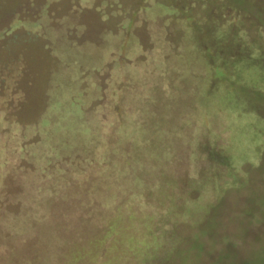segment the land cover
<instances>
[{
	"label": "rangeland",
	"instance_id": "obj_1",
	"mask_svg": "<svg viewBox=\"0 0 264 264\" xmlns=\"http://www.w3.org/2000/svg\"><path fill=\"white\" fill-rule=\"evenodd\" d=\"M164 1L0 0V117L10 110L26 122L44 127L55 140L71 141L74 132H87L79 118L83 110L94 129L111 136L116 126L111 115L104 112L97 117L91 108L95 104L103 107L113 99L120 101L121 94L122 105L131 114L143 99L138 110L146 116L151 111L158 115L150 128H143L142 136L131 135L133 175L117 173L116 148L109 147L110 165L94 159L89 167L93 176L69 188L65 200L42 203L43 208L49 206L47 219L29 236L23 231L26 228L20 227L14 241L2 248L0 264H264V145L258 164L241 167L248 178L245 188L224 190L216 199L199 205L190 203L198 193L187 186L207 172L210 162L201 146L205 139L211 143L207 135L214 128L212 116L219 110H227L229 116L234 112L229 119L230 143L237 160L243 158L244 143H254L259 136L251 140L248 131H264V61L249 67L242 60L247 49L240 35L239 40L230 36L236 33L237 16L243 21L239 29L248 32L250 40L257 38L256 27L264 31V0H166L168 5ZM202 4L205 11H200ZM22 6H27V11L21 12L25 24L19 25L16 18L9 23ZM167 6L180 9L187 23L191 18L186 10H193L194 15L202 16L201 26L198 22L193 25L181 46L182 25L170 17L177 30L170 39L179 55L172 57L168 52L167 64H175H171L172 76L169 72L161 81L157 79V101L148 102L142 81L154 75L144 67L149 63L151 70L157 69L151 58L156 52L151 26L164 32L165 13L170 11ZM155 17L161 19L154 23ZM229 22H233L230 33L226 31L225 43H219L214 26ZM134 44L135 50L139 49L130 70L139 85L134 91L131 87L127 92L116 90L115 98L113 88L122 86L112 81V69L113 76L119 77L131 61L127 56L134 52L128 47ZM231 64L239 68L235 85L223 71ZM199 65L202 69H197ZM258 84L262 85L255 87ZM171 110L177 118L165 126L164 115ZM200 113L211 116L207 126H197ZM190 126L194 135L203 134L195 146H191L190 133H185ZM221 139L225 140V135ZM0 173L4 175L2 166ZM18 177L13 181L24 180ZM137 178L145 183L142 192L134 191ZM121 183L127 187L121 189ZM154 192L158 198L147 194ZM169 208L174 210L171 219L165 216ZM101 217L104 221L100 223ZM164 226L174 229L171 255L163 262L162 253L150 257L160 252L153 244ZM7 229H0L5 236ZM76 239L81 242L79 249L75 248Z\"/></svg>",
	"mask_w": 264,
	"mask_h": 264
},
{
	"label": "trees",
	"instance_id": "obj_2",
	"mask_svg": "<svg viewBox=\"0 0 264 264\" xmlns=\"http://www.w3.org/2000/svg\"><path fill=\"white\" fill-rule=\"evenodd\" d=\"M164 3V5H168L166 0ZM240 6L241 9L246 10V5L241 4ZM204 8L206 7L202 4L200 11H205L206 9ZM167 9H170V11L165 13L166 18L164 20L167 21V27L164 32L156 28L155 25L151 26V28L154 29L152 40H154L153 43L156 44L154 47L156 50L154 53L155 56L151 58L157 60L159 57L161 59H158L157 61L152 60L153 66L157 69L151 70L149 68V63L144 67L154 75V78H151V80L145 79L148 83L145 80L142 81L143 90L147 92V96L150 100L148 102L157 101L158 95L156 93H158L159 90H156L154 85V83L157 82V79L161 81V76H166L169 72L171 75V71L173 70L172 66L175 64H167L169 62L166 60L168 52L173 54L172 57H178L179 55L174 53V43L171 41L172 39H170L171 35L177 31L174 29L175 26L172 24L173 20H170V17H174V20L178 22L175 24L179 25V27L182 25L183 44L181 46H185V39L192 31L193 25L198 22L199 26H201L199 22L201 20L199 19L202 18V16L194 15L193 10H186V13L191 18L190 23H187L185 21L183 22L182 16L184 13H182L180 9L177 8V10H175L174 8L171 9L168 6ZM159 19L161 18L155 17L154 23H157ZM232 23L233 22H229L221 26H214V28H216L214 36L215 38L218 37L219 40H217L219 43H225L222 42V38H224L226 31L230 33ZM238 24H243V21L239 16L236 17V24H234L236 33L230 34V36L233 35V37L237 40L240 38L243 40V46L247 49V51L242 60H244L249 67L256 66V62L264 61V31L262 27H256L255 31L258 39L254 38L250 40V34L242 29H239ZM134 47L135 44L132 45L131 48L128 47V50H133L134 53L136 51V53L135 55L133 53V56H127V58L131 61L130 63L125 61L127 66L124 69H121L119 77L113 76L115 75V70L112 69V81L116 82L117 85L120 84V86H122L120 89L113 88L112 92L114 96L116 94V90L121 91V89H123L127 92L128 87H131L132 91H134L137 85H139V82H136L130 70V65L134 62L138 52L137 49H139V47H137L135 50ZM212 64L213 62L211 65ZM231 66V68H222L223 71L225 70L231 75L230 80L233 81V85H235L237 77L234 75L238 74L239 68L237 64H231ZM199 68L202 69V66L199 65L197 69ZM260 69L261 67L259 66L257 71H260L261 74ZM157 75H159L158 78H156ZM230 80L229 82L232 85ZM262 82H264V80H262ZM158 85L161 88V84L158 83ZM261 85L262 84H258L255 85V87ZM124 91L123 93H125ZM121 96L122 94L118 96V98L115 96V98L120 101H114L113 99V102H110L103 107L100 104H95V108H91L94 115L97 111V117L104 112L111 115L113 123L116 125L113 127L111 136L109 134L101 135L98 129H94L87 119V113L83 110L82 114L79 115V118L81 119V122H85L86 126L83 128H85L87 132H74V137L71 141L66 138H63V140H55V138H53L44 127L42 128L38 124L26 122L25 119H21L18 114L15 115L13 112H10V110H5L3 117H0V122L2 124L0 126V131L2 130L1 132H3V141L0 145V168L1 166L2 169L4 168V175L0 173V229H8L6 236V232L3 233V231L0 230V253L2 248L7 247L10 242L14 241L15 233L18 231L20 233V227L24 226L26 230L23 231H26L25 233L29 236L30 233L34 232L35 228L39 227L42 222L47 219V216L49 215L47 208H49V206H44L43 208V206H41L42 203H51L54 199L55 202H62L68 195L69 188H74L76 183H78L82 178H86L87 176L90 177V175L93 176V170L89 167L93 165L94 159H97V161L99 160L98 162L100 164H104V162H106L110 165V162L108 161V153H110V151H108L109 147L111 148L114 146L116 148L117 155L115 158L116 162H119L116 166L117 173L125 177H127L128 174L133 175L135 173V163L130 157L131 135L135 137L141 133L142 136L143 128H150V125L152 126L154 121L158 119V115L151 111L146 116L142 111L138 110L139 106L144 101L143 99L139 100L141 101L138 104L139 106H137L135 111L133 110V113L131 114L123 107ZM97 99H99V96ZM166 99L168 100V107H171L169 106L171 102V93L168 97H166ZM155 105L157 106V104ZM154 106L152 105L151 107ZM212 117L214 119V128L213 131L209 132V135H207L211 143H208V140L204 138L205 143L201 146V150L206 158L205 160L210 162L209 167H207L206 173L204 171L205 175L203 174L200 180L195 179L194 181L187 182V186L190 191L195 190L198 193L197 198L192 201L190 200V203L194 202L199 205L211 202L213 199L220 196L221 192L224 190L245 188L248 185V178L247 174L242 171L241 167L245 164H249L251 166L258 164L260 161L259 156L262 153L264 145L263 130L261 131L260 129H256V133L248 131L247 134L251 140L255 138L256 134H259V136L254 143H244V148L240 152L242 153L243 158L237 160L234 157L235 152L231 148L232 145L230 143L232 129L229 124V119L234 117V112L231 116H229L227 110L222 109L215 113ZM146 118L148 119L147 121ZM176 118V116H173L171 110L168 116L164 115V125L166 126L175 123L174 120ZM210 118V115L202 113L198 116L199 123H197V126H207ZM74 121L76 122L75 119ZM191 127L192 126L185 128V133H190L191 138L189 137V139L191 141L190 143H192L191 146H195L197 139L200 136L203 137V134L201 133L199 135V132L194 135L195 132H193V127ZM223 135H225V140L221 139V136ZM218 142H221V145H218ZM61 145L67 146L68 149L66 150L65 147ZM200 155L202 156L201 153ZM251 155L253 158L249 157ZM95 165H97L96 162ZM219 167H222V169L219 170ZM86 168L88 169L87 172L85 170ZM99 170L101 172V169ZM17 176H20L18 177L19 179L24 180L14 182L13 180H16ZM140 182H142V179L140 178L135 180V185L137 187H135L136 190L134 191L140 192L141 189L144 188L145 183L141 184ZM16 185L20 187H18V190L14 189ZM126 185L121 183L119 186L121 189H125V187H127ZM59 187L60 189L58 190ZM66 187L67 192L62 193ZM147 194H150L152 198L159 197V194L156 192H154V194ZM10 207H13L14 209L10 211ZM169 209L170 211L168 210L165 216H168L169 219H171L173 217L174 210L171 208ZM61 214L63 215L64 213L62 212ZM102 221H104L103 217H101L100 223ZM57 229L59 228H56L55 230ZM173 229L164 226V232H160V234L156 236L157 239L153 245L155 249L160 250V252H158L157 256L150 257V259L158 257L161 253L164 257L163 259L161 258L160 261L164 262L168 259L167 257L171 255L170 239L173 235V233H171ZM75 230L81 232L78 227H75ZM78 232L75 233L77 234ZM66 242L67 241L65 240V243ZM80 243L81 242L78 239L74 240L75 248L79 249ZM152 254L155 255L157 253L156 251H152Z\"/></svg>",
	"mask_w": 264,
	"mask_h": 264
},
{
	"label": "flooded vegetation",
	"instance_id": "obj_3",
	"mask_svg": "<svg viewBox=\"0 0 264 264\" xmlns=\"http://www.w3.org/2000/svg\"><path fill=\"white\" fill-rule=\"evenodd\" d=\"M25 5L28 6L27 3H25ZM27 6H26V7L24 6V8H23V6H22L21 8L19 7L18 10L16 11L17 14L14 13V14L12 15V18H11L12 20H10L9 23L12 24L14 18H16V20L20 21L19 25H20V24H21V25H22V24H25V23H24V20H25V19H24V18L22 19V17H21V12H22V11H27Z\"/></svg>",
	"mask_w": 264,
	"mask_h": 264
}]
</instances>
